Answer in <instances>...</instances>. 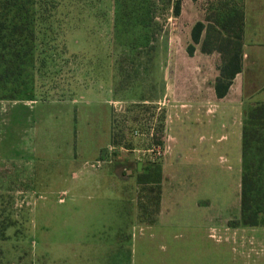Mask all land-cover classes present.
<instances>
[{
	"label": "rangeland",
	"instance_id": "obj_1",
	"mask_svg": "<svg viewBox=\"0 0 264 264\" xmlns=\"http://www.w3.org/2000/svg\"><path fill=\"white\" fill-rule=\"evenodd\" d=\"M174 1L55 0L43 11L54 22L32 92L0 99V222L11 223L0 264H264V227L228 225L240 212V128L195 127L186 158L171 114L177 191L161 204L162 175L142 180L169 148L170 45L192 10L181 0L177 18ZM207 5L195 4L204 15ZM112 126L129 148L110 144ZM204 147L206 176L186 179Z\"/></svg>",
	"mask_w": 264,
	"mask_h": 264
},
{
	"label": "trees",
	"instance_id": "obj_2",
	"mask_svg": "<svg viewBox=\"0 0 264 264\" xmlns=\"http://www.w3.org/2000/svg\"><path fill=\"white\" fill-rule=\"evenodd\" d=\"M54 1L0 0V99H20L32 92L35 57H40V62H43L40 46L49 39L48 26L54 22L53 15L43 11L48 12ZM243 2L207 0L203 20L196 21L191 27L192 43L186 47L188 54H192L194 45L199 44L201 52L220 55V63L217 64L219 74L214 82L219 98L226 94L234 75L241 70ZM116 3L117 0H114L117 7ZM132 3L134 7L139 6ZM134 7L132 11L139 12ZM180 11L181 0H175L172 14L177 17ZM133 23L137 26L149 24L139 13L133 17ZM144 40L145 45L148 44L146 34ZM241 135L240 212L237 221L228 225L264 227V103L248 109ZM110 144L125 148L130 146L123 133L115 132L114 126L111 127ZM154 171V179H150L149 173L143 175L144 183L160 181V164L155 165ZM9 226L11 223L5 220L0 222L1 238L6 237L5 230Z\"/></svg>",
	"mask_w": 264,
	"mask_h": 264
},
{
	"label": "crops",
	"instance_id": "obj_3",
	"mask_svg": "<svg viewBox=\"0 0 264 264\" xmlns=\"http://www.w3.org/2000/svg\"><path fill=\"white\" fill-rule=\"evenodd\" d=\"M187 2L191 3L192 10L186 21V30L177 31L175 45H170L171 105L166 114V141L169 148L161 163V184H163L161 204L164 199H172L173 194L176 193L177 190L174 189L176 167L182 166L178 163L177 157L175 158L179 151L175 152L173 143L168 144L169 139L172 140L168 135L171 114H178L180 130L183 129L182 138L178 142L180 148L184 150L180 156L184 157L185 154L188 158L191 154L187 153V150H193L190 137L195 127L211 131L215 126L228 123L242 130V122L248 109L264 103V0L243 2L241 70L234 75L226 94L220 98L217 97L214 89V82L219 74L216 65L220 63V55L215 52L209 54L201 52L199 44L194 45L192 54L186 51V46L191 42L192 25L204 18V11L200 12L195 6L196 1L187 0ZM182 5H185L184 0ZM183 10L182 6L178 17L183 16ZM205 149L198 163H189L190 159L184 163L186 179L190 176H206L209 150Z\"/></svg>",
	"mask_w": 264,
	"mask_h": 264
},
{
	"label": "water",
	"instance_id": "obj_4",
	"mask_svg": "<svg viewBox=\"0 0 264 264\" xmlns=\"http://www.w3.org/2000/svg\"><path fill=\"white\" fill-rule=\"evenodd\" d=\"M134 160V157L133 156H130V161H133ZM138 169H140V166L138 165ZM128 173L130 172V170L127 171Z\"/></svg>",
	"mask_w": 264,
	"mask_h": 264
},
{
	"label": "built area",
	"instance_id": "obj_5",
	"mask_svg": "<svg viewBox=\"0 0 264 264\" xmlns=\"http://www.w3.org/2000/svg\"><path fill=\"white\" fill-rule=\"evenodd\" d=\"M159 147H157V149H158ZM159 150V149H158Z\"/></svg>",
	"mask_w": 264,
	"mask_h": 264
}]
</instances>
